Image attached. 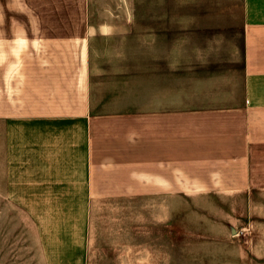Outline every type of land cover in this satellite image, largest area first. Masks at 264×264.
<instances>
[{"label":"crops","instance_id":"0c3cea01","mask_svg":"<svg viewBox=\"0 0 264 264\" xmlns=\"http://www.w3.org/2000/svg\"><path fill=\"white\" fill-rule=\"evenodd\" d=\"M96 2L0 0V207L24 217L44 264H86L96 200L154 199L170 231L178 198L232 214L249 200L264 262V0L243 1L236 73L178 61L176 29ZM132 21L135 64L129 48L94 44Z\"/></svg>","mask_w":264,"mask_h":264},{"label":"rangeland","instance_id":"374dc122","mask_svg":"<svg viewBox=\"0 0 264 264\" xmlns=\"http://www.w3.org/2000/svg\"><path fill=\"white\" fill-rule=\"evenodd\" d=\"M95 1L99 9L103 2L108 1L111 8L120 0ZM127 1V7H112L117 12L125 9L135 19L137 14L154 15L152 24L159 32L177 30L178 61L207 56L210 70L238 71L244 0ZM128 25V37L99 38L94 44L98 49L102 44L121 51L129 48L128 61L135 64L137 23ZM168 41L158 37L155 43L162 46ZM199 47L209 50L201 55L196 50ZM97 56L109 60L120 54L106 57L98 52ZM154 204V199L93 202L86 264H264L263 259L252 256V207L244 212L249 200H237L240 207L235 208V213L239 210L241 214H232L229 201L178 198L171 231L164 225L168 220L164 223L159 219L162 216L154 214ZM23 221L15 208L0 207V264H44ZM224 256L231 262L225 261Z\"/></svg>","mask_w":264,"mask_h":264}]
</instances>
